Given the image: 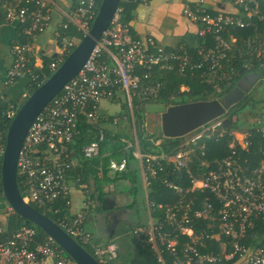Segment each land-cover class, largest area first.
I'll return each instance as SVG.
<instances>
[{
	"label": "built area",
	"instance_id": "1",
	"mask_svg": "<svg viewBox=\"0 0 264 264\" xmlns=\"http://www.w3.org/2000/svg\"><path fill=\"white\" fill-rule=\"evenodd\" d=\"M99 1L66 0V4L62 5L61 0H6L7 20L18 24L21 35L26 38L23 37L24 40L14 45L11 50L12 63L0 87V99L4 98L3 94L8 86L25 74H30L33 68L39 65L37 58L34 64L31 63L34 56L33 48L38 37L46 33L50 27L55 43L60 48L51 51L52 54L55 52L57 55L60 54L49 65L53 72L81 40L76 34L70 36L67 30L74 29L82 32L84 36L90 30L98 13L101 4H98ZM124 1L127 0L120 1L109 27L104 31L77 75L37 115L19 153L17 172L25 184L23 197L30 204L48 211L52 210L54 215L59 212L56 203L61 199L66 198L69 206L71 203V186L67 173L76 168L77 163L71 156L74 150L70 149L69 145L80 134V122L83 119L96 122L104 117L99 110L100 104L116 93L113 88L120 89L124 94L128 103L129 117L136 127L137 121L134 115L136 99L147 101L159 95L163 83L154 75L162 70L167 69L182 74L199 72L203 78L228 80L232 76L231 73L240 71L237 67L238 63L245 70H250L254 66V58L264 57V0H218V3L214 4L208 3L207 0H197L184 4V15L197 24V35L201 39L195 46L194 55L185 46L168 48L157 44L152 36L134 35L121 18L124 9L121 3ZM142 1L144 3L148 0ZM23 2L27 5L21 4ZM224 2L231 3L233 8L227 7ZM55 8L58 9L59 17L54 21ZM53 22L54 26L51 24ZM58 30H65V33L61 34ZM242 31H247V35L244 36ZM223 70L225 71L219 76ZM227 86L231 85L227 84ZM217 92H222L221 86L217 87ZM224 94V92L220 95L216 94L214 96L217 97L214 98H223ZM13 115L14 110L11 107L6 112V116L10 120ZM123 118L125 119V116L115 118L114 121L119 123ZM220 125L221 121L214 126L204 124L200 130H193V133H199L191 137L188 143L185 142L186 136L192 131L185 134L174 154H168L163 148H159L156 153L151 151L144 153L138 138L135 140L134 153L142 160L146 186L149 187L152 183V176L157 178L162 171L169 175L177 170L183 172V176L188 175L185 179L189 180V183L187 185L178 183L167 176L162 181L168 188L181 196L188 197L192 204L193 198L189 197L188 193L198 189L204 192L208 189L215 200L222 205L223 221L220 225V236L217 237L220 248L218 254L202 253L193 244L184 245L185 249L190 251L185 264H206L235 258H240V264H264V246L255 242L250 248H245L246 246L240 243V239L246 237L247 229L254 227V218H264V159L259 167L248 163V159H244L243 163L238 162L235 157L238 152L236 141L246 151L249 150L250 141L249 138L244 137L246 144L243 145L236 131L230 132V135H234L229 143L231 154L221 160L211 158L213 165L208 169L198 167V160L208 157H204L206 155L204 142L198 150L193 144L191 145L198 139L211 138L215 134L219 137L223 136L225 132L224 130L219 132ZM102 127V124L98 125L99 135L95 140L81 147L80 154L83 159H93L101 153V143L104 139ZM157 140L155 142L159 147L161 139ZM3 141L4 133L0 128L2 188L1 167L6 146ZM188 144L191 147H188ZM196 155L198 156L195 160L198 161L196 167L200 177L194 176L192 170L188 173L191 165L186 160H192ZM124 167L125 163H112V168L117 170H122ZM2 192L5 197L4 189ZM208 207H214L213 201L208 203ZM176 209L168 206L167 216L174 218L180 215V209ZM14 212L9 202L8 204L2 202L0 194V219H8ZM200 214L201 211L197 213ZM73 215L68 220L61 218L60 226L75 239L87 244L100 263L114 264L118 256V244L113 241L98 242L85 226L87 215L84 210ZM183 217L189 221L190 216L187 213H182ZM178 225L182 234H187L183 231L184 228H189L193 234L187 235H194V227L183 226L180 223ZM149 226L153 228L151 237L153 243L150 242L148 245H151L156 252L157 260L161 264H168L163 246L166 245L170 254L176 255L179 236L169 237L157 230L153 223L147 227ZM137 233L146 238V231L139 230ZM224 237H231L232 243L223 239ZM54 241L50 236L40 240L38 231L33 227H22L9 233L7 226L0 222V264H49L50 258L56 260L55 264H68L62 250ZM173 264H184V262L175 259Z\"/></svg>",
	"mask_w": 264,
	"mask_h": 264
},
{
	"label": "trees",
	"instance_id": "2",
	"mask_svg": "<svg viewBox=\"0 0 264 264\" xmlns=\"http://www.w3.org/2000/svg\"><path fill=\"white\" fill-rule=\"evenodd\" d=\"M3 4L6 3V0H2ZM101 3V0L98 2V4ZM143 3L142 0H127L121 3L123 5L124 9L121 13L122 21L131 28V31L134 35L141 37L138 34H135L132 27L129 25L130 21L133 18V11L135 10V7L137 4ZM9 5V1L7 2ZM24 5H27L25 2L21 3ZM6 12L7 8L5 7ZM5 12V17H6ZM7 19V18H6ZM61 31V34L65 33V30H58ZM68 34L71 35H77L78 38L83 37V33L76 31L74 29L67 30ZM244 36L247 35V31H242ZM26 38L24 35H22L21 39L24 40ZM20 40L19 42H22ZM191 53L194 52L190 50ZM60 54L56 55H42V65L36 66L33 68V70L30 72V76L32 79V84L29 86V93H31L35 88H37L42 82H44L52 73V70L50 69L49 65L57 59V57ZM66 56V54H64ZM32 64L35 63V57H32ZM263 63V65H261ZM254 66L250 70H245L244 67L241 66L240 63H238L239 72L234 71L232 76L228 80H221V79H211V78H203L197 72L198 74L190 73H179L172 70H162V72H159L154 77H159L161 82L163 83V88L161 89V92H159V95L156 98H151L147 101H139L138 98L136 99V111L135 116L137 120L141 121V129L140 131L137 129V137L139 139V144L141 145V150L145 152L152 151V149L149 147L152 145L150 143V138L154 137L156 139H161V145L158 148H163L168 154H174L176 153L177 149L180 147L182 138H168L165 137L164 134L160 132V135L150 134L146 127H143V124H145V114H147L146 111V104L157 101V102H166L168 104H179L184 102H190V101H197V100H210L213 99L214 95H220L221 93H226L228 90L226 88V85L229 84L231 87H235L238 82L248 73V72H255L260 77L262 71L264 70V57L262 59L254 58ZM229 70V68H228ZM225 70L221 71L219 76L223 74ZM221 86L222 92H217V87ZM184 87V88H183ZM253 88V87H252ZM252 88L245 93L242 99H240L238 102L234 103L232 106H230L226 113L213 119L207 124H216L221 121L220 127L224 130L225 134L221 137L218 135H212L211 138L205 137L203 139L196 140L197 142H192L191 145L199 148L201 144L204 142L206 145L205 151L206 155L204 157H210L212 159H218L221 160L224 156H228L231 154L229 143L231 142V139L234 138V135H230V132L233 131L234 128H240L239 124H264V100L262 98H257L255 91H252ZM254 90V89H253ZM27 96L25 97V99ZM110 98H116L115 96ZM108 98V99H110ZM25 99L22 101L24 102ZM20 102V103H22ZM259 104H261L259 106ZM13 106V101H5L4 98L0 99V128L4 133V143H6V133H7V127L10 123L9 118L6 116V112ZM124 111L127 113V104L124 102ZM105 115V114H104ZM128 115V114H126ZM104 116L103 118L97 120L96 122L90 119H83L80 122V128L81 132L80 134L75 138L74 142L69 145L70 149L74 150V153H80L81 147L89 142H92L96 139V137L99 135V128L98 125L103 124L104 122ZM251 117H259L260 121H250L249 118ZM130 119V118H129ZM112 120V118H111ZM95 124V125H94ZM161 129V128H160ZM201 127L197 128V130H200ZM106 131V129H105ZM114 136L115 138H119L120 134L112 135L108 131L106 132V139L105 143L107 146H111L110 141L108 140V137ZM127 136V135H126ZM131 140L134 141V137L128 136ZM248 138L250 141L249 150H245L242 148L238 142L237 148L238 152L235 155L238 162L243 163L244 159H248V163H252L253 166L259 167L262 164V160L264 159V132L262 130V126L250 128L248 132ZM236 139H234L235 141ZM203 141L202 143H200ZM119 142V141H118ZM121 145L122 149L125 151V157H128V164L134 160V154H133V146L129 148L126 147L124 149V144L122 142L118 143ZM119 145L112 147L111 154L107 157H103L99 161H97V167L99 165L102 166L103 170V181L109 180L108 178V172H109V165H110V159L111 157H115L118 160H120V150H118ZM159 149L157 150V152ZM199 153H201L199 151ZM72 156V155H71ZM201 157L203 155L201 154ZM121 162V160H120ZM192 166V171L195 173L194 176L198 175V169H197V161H194ZM245 164V163H244ZM78 170L76 173L79 175L82 173L83 180L88 181V174H85L86 172L82 170V167L79 169L73 168L71 169L67 175L68 180L71 178L72 173L75 170ZM168 178L175 180L178 183H182L187 185L189 183V180H186L185 178L188 177V175L183 176V172H179L177 170H174L171 174L168 175L167 172H160L159 177L155 178L154 176L151 177V198L154 200L152 206V212H151V219L153 222V225L157 227V230L163 232L169 237H178V245L177 249L178 252L176 255L170 254V251L166 248V245L163 246L164 252H165V259L168 262V264H173L174 260L183 261L185 264V261L187 260V257L189 255V252L185 249L184 245H190L193 244L197 249L202 253H214L218 254L219 248V242L217 241V237L220 236V225L223 221V209L221 203H219L217 200H215L212 193L207 189L206 191L202 192L200 189L197 191H194L192 193H188L189 197L193 198V204L189 201V198L186 196H181L177 194L173 189H170L164 184L162 181L164 178ZM200 177V176H199ZM1 178V177H0ZM113 180V179H112ZM19 186L21 189V192L25 194V184H23V179L21 176H18ZM191 184V183H190ZM1 186V183H0ZM89 186V183H88ZM87 188V186H86ZM88 189V188H87ZM3 188L1 186L0 188V194L2 196V202L4 204H8L5 199L6 197H3ZM67 199L63 198L61 201L57 202L56 205L59 207V212L57 215H54L50 210H46L42 207H39L35 204H32L34 207H36L39 211L47 215L48 217L52 218L56 223L60 225L61 218L68 220L69 218L73 217L74 215L70 213V206L67 204ZM214 204V207L209 208L208 203L212 202ZM164 202L162 207H159L158 204ZM54 205V207L56 206ZM168 206H173L176 208H179L180 215L174 218H169L166 214L168 211ZM206 209V210H205ZM222 209V210H221ZM201 211L202 214L197 215V213ZM206 212V213H205ZM182 213H187L189 217V221H186V219L182 218ZM255 225L252 228L247 229L246 237H243L240 239L241 245L246 246L245 248H250L254 243H258L259 245L264 246V218L262 217H256L254 218ZM0 222L7 226V229L9 230V233H12V230H17L18 228L22 227H33L35 228L39 233V239L42 240L49 235L42 230L38 225L27 222L23 217H21L19 214L14 212L9 216V218H3L0 219ZM180 223L183 226H190L194 227V235L190 236L187 234H182L181 227L178 225ZM145 225V224H144ZM86 226V225H85ZM142 227V226H141ZM225 236V235H224ZM95 237V236H94ZM96 239V237H95ZM138 239H142V236H139ZM226 239L228 242L232 243L231 237L229 238H223ZM197 241V242H196ZM79 242L89 251L92 252L91 248L83 243L81 240ZM55 244H57L56 241H54ZM107 243V242H104ZM59 246V245H58ZM146 250L149 251L150 255H154L155 259H157V255L155 254L154 250L151 248V245H145ZM59 248L62 250V253L65 256L66 262L68 264L75 263L72 258L65 253V251L59 246ZM240 258H235L233 260H221L216 262H207L206 264H240L239 263Z\"/></svg>",
	"mask_w": 264,
	"mask_h": 264
},
{
	"label": "crops",
	"instance_id": "3",
	"mask_svg": "<svg viewBox=\"0 0 264 264\" xmlns=\"http://www.w3.org/2000/svg\"><path fill=\"white\" fill-rule=\"evenodd\" d=\"M195 1L197 0H148L147 2L139 3L133 11V18L129 25L135 34L141 37H154L157 44H162L168 48H176L182 45L189 51L192 50L194 52L195 46L201 41L197 35L198 26L184 15L183 10L184 4ZM207 2L214 4L218 3V0H207ZM229 2H224L223 4L233 8ZM4 4L0 0V86L12 63L11 50L14 45L22 40V32L18 24L9 22L6 19ZM61 4H66V0H61ZM53 17L55 18L53 19L54 21L59 17L58 11L53 12ZM51 24L55 25L54 22ZM51 31V27L48 28L37 42V47H40V50L35 51L34 54L37 60L39 59V54L42 56L45 55L43 53L47 52L46 45L48 40H50ZM114 90L116 93L111 97L115 96L116 98L104 99L99 108L100 113L106 116L102 124L104 139L107 131L112 135L120 134L125 136V141L122 142L124 144L123 147L125 149L126 145L130 149L133 146L134 160L128 164V157H125V151L121 147L122 144H118L119 138L108 137L111 146L104 144L103 139L101 146L104 147L105 153L107 154L113 149L112 147L119 145L118 150H120L121 162L116 163H125V167L122 170L109 168V180L103 181L102 166L97 167L95 164L97 161L94 160L96 157L92 160H85L80 153H73L72 156L77 163V168L82 167V170L86 172L85 174H88L89 178L88 181L83 180L82 173L76 177V172L78 171L76 169L68 180L71 186L70 213L77 214L84 210L87 215L86 228L93 233L96 240L98 242L113 241L118 244L119 253L114 264H125V257L129 259L131 264H160L155 259V256L153 254L150 255L149 251L146 250L144 243L138 239V235L135 236V232L133 233L135 229L141 226H148L150 221H152L151 204L153 205L154 200L151 198V186L148 187L145 184L142 160L134 153V144L138 137H135L132 131L138 129V120L136 118V128L132 124L131 117H129V108H127L128 111L126 113L128 115L124 114V102L128 107L124 94L120 89L113 88ZM124 116L125 119H121L124 122H122L123 124H120L121 121L119 123L113 121L115 118ZM145 125L147 130L148 125ZM153 125L154 128L160 126L158 124ZM128 136L134 137V141ZM97 159L99 161L101 156Z\"/></svg>",
	"mask_w": 264,
	"mask_h": 264
},
{
	"label": "water",
	"instance_id": "4",
	"mask_svg": "<svg viewBox=\"0 0 264 264\" xmlns=\"http://www.w3.org/2000/svg\"><path fill=\"white\" fill-rule=\"evenodd\" d=\"M120 1H101L90 30L51 75L30 94L27 93V89L32 84V79L28 73L8 86L3 94L5 101H13L12 109L14 110V115L10 118L7 127L6 146L1 167L5 197L17 214L44 230L72 258L75 264L102 263L58 223L23 197L18 181L17 162L26 134L35 118L83 67L102 34L109 27ZM53 55L56 56L57 53ZM258 80V74L250 72L235 87L227 86L228 91L223 98L179 104L152 102L146 104V111L149 114H160L161 130L165 137H181L225 114L227 109L242 99ZM26 96L25 101L20 103ZM138 127L141 128L140 120H138Z\"/></svg>",
	"mask_w": 264,
	"mask_h": 264
},
{
	"label": "rangeland",
	"instance_id": "5",
	"mask_svg": "<svg viewBox=\"0 0 264 264\" xmlns=\"http://www.w3.org/2000/svg\"><path fill=\"white\" fill-rule=\"evenodd\" d=\"M4 6L6 7V8H8V6H7V4L5 3L4 4ZM54 11H58V9L57 8H55L54 9ZM44 34H41L39 37H38V39H37V41H36V46L33 48V54H35V51H39L40 50V47L38 46L37 47V42H38V40L43 36ZM47 52L46 53H43V54H45V55H52V50H54V51H56L57 49L58 50H60V48L59 47H57V45H56V43H55V40H54V35L53 34H51L50 35V40H48V43H47ZM35 57V56H34ZM42 60H43V57L41 56V54H39V59H38V64L39 65H37V66H41L42 65ZM35 61H36V57H35ZM1 87V86H0ZM254 89V90H253ZM252 91H255V94H256V97L257 98H262L263 100H264V70L262 71V73H261V75H260V77H259V80H258V82L253 86V88H252ZM27 93L28 94H30L29 93V88L27 89ZM25 99V97H23L22 98V100L20 101V102H22L23 100ZM8 101H10V100H8ZM261 104H259V106H260ZM144 118H145V124H147L148 125V129H147V131L150 133V134H156V135H160V132L162 133V134H164L163 132H162V130L160 129L161 128V117H160V114H145V116H144ZM249 120L250 121H260V119H259V117H251V118H249ZM114 121V120H113ZM115 122V121H114ZM123 122V120H121V123L120 124H123L122 123ZM131 124V123H130ZM145 124H143V127H145L146 125ZM153 124H158V128H154L153 126ZM138 125V124H137ZM103 126V125H102ZM211 126V125H210ZM213 126H214V124H213ZM240 128H234L233 129V131H236V134H237V137L241 140V142L243 143V145H245L246 144V140H244L243 138L244 137H246V138H248V132H249V130H250V128H254V127H259V126H262V128H263V132H264V124H239L238 125ZM138 129H139V131H140V129L141 128H139L138 127ZM222 128H220L219 129V132L221 133L222 132ZM195 131V130H194ZM194 131H192L191 133H189L187 136H186V143H188L189 141H190V139H191V137H193L194 135H196V134H198L199 132H196V133H193ZM132 133L135 135V137H136V135H137V130H136V132H135V130H133L132 131ZM177 138V137H176ZM180 138H182V136L180 137ZM106 139V138H105ZM105 139H104V141L103 142H105ZM119 142H123V141H125V136H120L119 137ZM155 140H157L156 138H154V137H151V139H150V143L152 144L150 147H149V149L151 148L152 149V153H156L157 152V150L159 149L158 147H157V144L158 143H156L155 142ZM158 141V140H157ZM203 141H201L200 143H202ZM203 144H201V146H202ZM188 147H191V145L190 144H188ZM104 149V147H102V151H101V153L94 159L95 161H98V157H100L101 156V159L103 158V157H105V156H109L110 154H111V151L110 152H107V154L105 153V151L103 150ZM197 150H198V148H197ZM195 153H196V151H195ZM106 154V155H105ZM198 159V156L196 155V156H194L193 157V159L191 160V159H188V160H186V162L188 163V164H190V165H192L193 163H195L194 161L195 160H197ZM92 160V159H91ZM93 160V161H94ZM199 161V162H198ZM197 162H198V167L199 168H203V169H208V168H210L211 167V165H213V161H212V159L211 158H209V157H207V158H201V159H199ZM113 162H120L117 158H115V157H111V159H110V165H109V168H111L112 167V163ZM95 164H97V162L95 163ZM99 166H101V165H99ZM192 170V166L191 167H189V171H188V173L190 172ZM171 189V188H170ZM138 191V190H137ZM139 192V191H138ZM162 204H164V202H161V203H159V207H161L162 206ZM152 221H150V225H152ZM152 229L153 228H151L150 226L149 227H147V226H144V227H139V228H137V229H135V231H133V233L135 232V236H137L138 235V237L139 236H142L140 233H137L139 230H141V231H143V232H145L146 231V233H145V235H146V238H144L143 236H142V239H140L143 243H144V245H148L150 242L151 243H153V241H152V234H153V232H152ZM184 233H187V234H193V231L191 230V229H189V228H184V231H183ZM155 248H158L157 246H154ZM125 250H126V247H125ZM156 253V252H155ZM55 262H56V260H52V258H50V263L49 264H55ZM125 264H131L130 263V261H129V259L128 258H126L125 257ZM161 264V263H160Z\"/></svg>",
	"mask_w": 264,
	"mask_h": 264
},
{
	"label": "clouds",
	"instance_id": "6",
	"mask_svg": "<svg viewBox=\"0 0 264 264\" xmlns=\"http://www.w3.org/2000/svg\"><path fill=\"white\" fill-rule=\"evenodd\" d=\"M151 103V102H150ZM118 253H119V250H118Z\"/></svg>",
	"mask_w": 264,
	"mask_h": 264
},
{
	"label": "bare ground",
	"instance_id": "7",
	"mask_svg": "<svg viewBox=\"0 0 264 264\" xmlns=\"http://www.w3.org/2000/svg\"><path fill=\"white\" fill-rule=\"evenodd\" d=\"M55 57V56H54ZM32 78V77H31Z\"/></svg>",
	"mask_w": 264,
	"mask_h": 264
}]
</instances>
